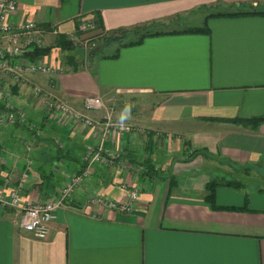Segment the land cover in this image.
Wrapping results in <instances>:
<instances>
[{"label":"crops","instance_id":"0c3cea01","mask_svg":"<svg viewBox=\"0 0 264 264\" xmlns=\"http://www.w3.org/2000/svg\"><path fill=\"white\" fill-rule=\"evenodd\" d=\"M254 10L264 11V0H19L11 24L36 23L45 30L36 43L43 47L72 35L103 44L141 26L163 35L99 48L88 58L80 51L77 71L55 48L43 60L61 70L15 90V104L43 133L0 128L10 185L31 173L22 193L27 204L56 199L67 175L87 168L82 155L97 143L84 126L47 121L33 85L95 121L111 117L134 128L110 136V160L91 167L48 238L33 237L17 210L0 204V264H264V124L232 122L264 117V15L209 17ZM88 22L97 30L78 33ZM203 27L210 33H183ZM87 97H100L105 107L87 111ZM25 142L33 145L31 166ZM253 180L259 190L248 196ZM213 181L219 185L211 205ZM7 185L0 191H10ZM135 188L132 212L86 203L92 195L124 203Z\"/></svg>","mask_w":264,"mask_h":264},{"label":"built area","instance_id":"2783aa9c","mask_svg":"<svg viewBox=\"0 0 264 264\" xmlns=\"http://www.w3.org/2000/svg\"><path fill=\"white\" fill-rule=\"evenodd\" d=\"M18 2L19 0H0V128H21L32 132L35 137L41 138L43 133L30 119L27 110L15 104V90L29 83L35 75L55 76L61 67H55L45 62L44 57L35 61L26 59V54L33 51L34 45H38L36 43L44 35L45 30L32 21L17 26L11 24L10 19L17 12ZM96 30L97 27L88 22L80 25L78 33L86 34ZM52 33L57 35L58 30L54 29ZM93 38L85 39L78 35H72L69 39L76 45L91 49ZM25 41L26 43H24ZM31 92L37 99L39 108L47 121L81 125L97 136L96 145L82 155V160L87 164V168L80 173L67 175V180L61 187L58 196L52 201L41 200L31 204L24 203L22 193L28 186L31 173L24 171L19 182L14 187L11 186V178L2 171L6 160L0 155V184H8L7 186L11 188L10 191H0V204L17 210L21 228L37 239H46L50 234L52 223L57 218L58 210L69 205L77 190L90 179L91 167L105 164L110 160L107 157L109 153L107 142L110 136L113 133L123 135V133L133 130L134 127L115 121L111 117L106 121H95L85 112L41 85H33ZM104 107L105 104L100 97H87L84 100V108L87 111L102 110ZM24 146L29 154L27 163L31 166L33 160L30 155L33 145L30 142H25ZM139 197L140 190L135 188L129 193L128 201L124 203L101 195L90 196L86 203L89 206H99L114 211L132 212Z\"/></svg>","mask_w":264,"mask_h":264},{"label":"trees","instance_id":"16d2710c","mask_svg":"<svg viewBox=\"0 0 264 264\" xmlns=\"http://www.w3.org/2000/svg\"><path fill=\"white\" fill-rule=\"evenodd\" d=\"M238 15H264V11H239L238 13H219L216 15H209V17L212 16H238ZM150 27L148 26H141L137 27L135 29L131 30H123L118 33V36L111 35L109 37H106L104 39V43L102 44L103 47L107 48L109 46H112L114 44H118L119 46L122 47H127V46H134V45H139L141 44L147 37L149 36H158V35H163V33L159 32H153L152 30L149 29ZM135 34L139 33V36L136 40L134 41H128V37L130 34ZM178 34L181 32H171V33H166V34ZM183 33L186 34H208L210 33L208 27H203V28H190L188 30L183 31ZM76 44H74L73 41H71L68 37L66 36H59L58 39L55 41V44L52 46L48 47H43L40 45H34L33 51L26 54V59L30 61H35L37 59L49 56L53 49L59 48L64 55V61L62 58V61L64 63L65 67H71L73 70L77 71L79 70L81 63L78 62V60L75 58L74 55H70V53H73L74 50L76 49ZM236 124H245V125H252V126H259L261 124H264V117L261 118H256L252 120H242V119H237L232 121ZM25 130V129H24ZM230 185H233L238 188V185L229 183ZM219 184L215 181L209 183L207 185V190L209 192L207 196V201L209 204H214L215 201V196H216V189ZM231 210H240V209H235L231 208Z\"/></svg>","mask_w":264,"mask_h":264},{"label":"rangeland","instance_id":"374dc122","mask_svg":"<svg viewBox=\"0 0 264 264\" xmlns=\"http://www.w3.org/2000/svg\"><path fill=\"white\" fill-rule=\"evenodd\" d=\"M154 31H157L159 30V28H156V29H153ZM139 36V33H133V34H130L129 37H128V40H136ZM95 43V45H94ZM76 49L74 50L75 52L73 53H70V55H74L75 58H79L77 57V55H80L82 51L83 55L82 57L84 58H88L90 57L91 53L94 52V51H98L99 48H103L102 46V41H98V38H94L93 41L91 42V49H86L85 46H79V45H76ZM64 56H63V61H64ZM259 183L257 182V180H253V181H249L246 185H245V192L246 194L249 196L252 192H256L258 189V186ZM252 193V194H253Z\"/></svg>","mask_w":264,"mask_h":264}]
</instances>
